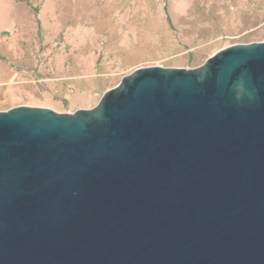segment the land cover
Instances as JSON below:
<instances>
[{
    "label": "water",
    "instance_id": "water-1",
    "mask_svg": "<svg viewBox=\"0 0 264 264\" xmlns=\"http://www.w3.org/2000/svg\"><path fill=\"white\" fill-rule=\"evenodd\" d=\"M0 264H264V40L0 111Z\"/></svg>",
    "mask_w": 264,
    "mask_h": 264
},
{
    "label": "rangeland",
    "instance_id": "rangeland-1",
    "mask_svg": "<svg viewBox=\"0 0 264 264\" xmlns=\"http://www.w3.org/2000/svg\"><path fill=\"white\" fill-rule=\"evenodd\" d=\"M264 40V0H0V111L92 108L146 66Z\"/></svg>",
    "mask_w": 264,
    "mask_h": 264
}]
</instances>
